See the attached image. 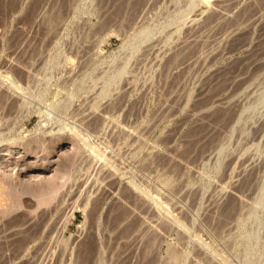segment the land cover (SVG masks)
<instances>
[{"label":"rangeland","instance_id":"obj_1","mask_svg":"<svg viewBox=\"0 0 264 264\" xmlns=\"http://www.w3.org/2000/svg\"><path fill=\"white\" fill-rule=\"evenodd\" d=\"M0 264H264V0H0Z\"/></svg>","mask_w":264,"mask_h":264}]
</instances>
